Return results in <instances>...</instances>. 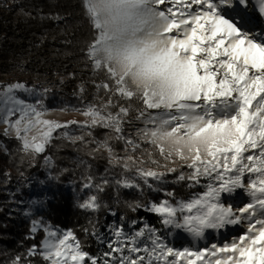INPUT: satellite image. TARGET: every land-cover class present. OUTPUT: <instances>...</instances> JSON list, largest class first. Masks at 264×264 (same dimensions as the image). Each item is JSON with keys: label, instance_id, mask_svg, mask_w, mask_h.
<instances>
[{"label": "snow or ice", "instance_id": "obj_1", "mask_svg": "<svg viewBox=\"0 0 264 264\" xmlns=\"http://www.w3.org/2000/svg\"><path fill=\"white\" fill-rule=\"evenodd\" d=\"M257 3L264 17V0ZM82 4L98 33L88 44L87 55L113 82L100 87L119 99L141 102L137 118L152 125L143 134L165 159L172 152L165 153L163 142L177 145L181 160L186 159L185 148L192 154L186 165L192 171L181 174L178 181H189L190 188L201 179L208 181L202 195L194 193L175 204L169 200L152 203L147 210L159 214L165 227L183 228L197 238H203L206 230L229 226H243L245 231L229 243L193 251L169 247L147 225L132 234L113 226L114 239L100 241L107 250L93 255L73 232L46 229L48 238L41 249L33 247L28 255H40L47 264H264V29L254 30L256 22L247 14L249 0H82ZM100 52L103 60L98 58ZM112 61L124 71H116ZM130 77L145 85L142 91L129 86ZM23 87L6 88V99L0 104L11 102L15 107H5L4 122L15 128L25 151L42 153L53 131L68 125L42 120L43 113L36 106L7 95ZM108 105L115 106L111 98ZM15 111L20 112V119L11 123L8 117ZM83 114L90 117L87 127L108 128L117 134L116 139H125L122 118L130 114L129 107L121 106L113 116L89 106ZM36 125L46 128L38 142L36 137H27ZM126 144L139 147L130 139ZM102 146L125 170L134 167L145 184L149 178L162 180L166 175L141 167L132 155L116 157L107 140ZM151 162L159 166L158 161ZM164 167L167 172L176 171ZM117 184L139 187L130 179ZM84 187H93L91 177ZM95 187L104 190L103 185ZM237 190L247 194L248 202L226 204L222 197ZM80 207L98 210V197L90 196ZM12 264H22L21 257Z\"/></svg>", "mask_w": 264, "mask_h": 264}, {"label": "trees", "instance_id": "obj_2", "mask_svg": "<svg viewBox=\"0 0 264 264\" xmlns=\"http://www.w3.org/2000/svg\"><path fill=\"white\" fill-rule=\"evenodd\" d=\"M97 34L85 14L82 0H0V89L10 83L36 88L42 92L38 101L41 110L72 113L84 112L91 106L89 100L79 96L83 85L87 90L96 88L103 102L111 98L115 105L110 106L112 109L129 107L127 116L136 118L137 110L143 107L138 99H119L100 87L113 82L104 69L93 71L94 64L87 55L88 44ZM38 74L54 77L57 86L43 90L34 80ZM116 135L100 126L73 125L56 130L42 153H31L25 151L21 139L0 134V146L4 148L0 150V264H12L17 256L22 264H47L40 255H28L33 247L41 249L45 230L33 232L32 220L24 218L18 210L30 181L43 180L60 187L39 217L47 224L71 230L83 249L93 255L99 254L93 232L101 228L110 210L127 219L142 220L151 201L176 202L189 197L192 188H188L186 180L169 184L164 192L149 191L146 195L133 188L121 189L118 180L135 181L139 176L134 167L125 170L106 148L101 150L105 140L116 157L132 155L141 167H156L166 172L169 179L177 181L190 169L178 165L175 172H167L164 157L156 147L139 143L133 149L126 139L118 140ZM149 153L159 166L151 162ZM88 177L93 184L91 188L84 187ZM104 180L108 183L103 184ZM68 184L74 185L73 191L63 187ZM95 185H103L104 190L98 191ZM168 192L174 196L168 197ZM92 195L98 197L100 208L93 211L80 207Z\"/></svg>", "mask_w": 264, "mask_h": 264}, {"label": "rangeland", "instance_id": "obj_3", "mask_svg": "<svg viewBox=\"0 0 264 264\" xmlns=\"http://www.w3.org/2000/svg\"><path fill=\"white\" fill-rule=\"evenodd\" d=\"M256 9L259 10V6L257 3V0H253L252 4L249 3L248 9H247V11H249L250 14L248 13L247 14L255 20L256 23H255L254 28H256L257 26L259 27L261 25V18L259 17V13H257ZM94 70H97L95 66L93 67V71ZM34 80L37 84L41 86V88H43V90H48V89L50 90L57 86L56 79L54 77H49L47 74L46 75L38 74L35 76ZM15 84L17 83H10L4 86V88L0 89V101H4L6 99V88L10 85H15ZM98 85L99 84H97V86ZM80 89H82L83 91L80 92L79 96H83L87 100H89L92 107L102 109L105 113L110 112L113 116H115L119 112L120 107L118 108L114 107V109H112L108 105V102H103L101 100L102 97L98 96V90L96 88H89L87 90V88H84L83 85H80ZM7 95H11L16 100L23 101L27 105L36 106L38 110L42 111L43 113L42 116L40 117V119L42 120H48L54 123L68 125L67 127H61V128H68L73 125L78 126V127H87L86 122L90 123V117L84 115L83 112L68 113V112H65L64 110H56V109L51 110V111L41 110V108L38 106V101L40 97L42 96V92L39 91V89L28 88L24 86L23 88H20V89H13V91ZM5 107L14 108L15 105H13L11 102H8L6 105L0 104V134L8 138L10 137L18 138L15 128H12L9 123L4 122V117L7 115L6 111H4ZM149 111H151L152 114H155L158 110H149ZM20 115L21 114L19 111H15L12 116L8 117V119L10 120L11 123H15L16 120L20 119ZM137 117L130 118L126 116L122 118L123 132H124L122 134L124 135L125 139L134 140L136 144L138 145L139 143H142V144L149 143L148 142L149 137H146L143 134L142 130L151 128L152 125L146 124L144 118L138 119ZM72 121H76L77 123L73 124L71 123ZM21 128H23V124L21 125ZM58 129L60 128H56L53 131L52 138H53L55 131ZM43 131H46L45 126L36 125L27 132V137L29 140H31L32 137H36L37 142H38ZM21 135H24V133L22 132ZM151 145L156 147L153 144ZM162 146L166 154L170 151L172 152L171 158H168V159L164 158L165 166H167V168H175L178 165L186 166L188 163L191 162L189 157L192 154L189 153L186 148L183 150V153L186 159L181 160L175 151V149L178 147L177 145H174L170 142H163ZM100 148L101 150H105L106 147L101 145ZM3 149H4L3 145H1L0 150H3ZM204 158L206 159L207 157L204 156ZM152 170L159 171L158 168L156 167H154V169ZM191 171L192 170L190 169V172ZM133 182L135 184H138L139 187H131V188L138 190V192L142 193L143 195H146L145 193L149 191L155 192L156 190H161L162 192H164L163 190L167 188L169 184L180 183L178 182V180L176 181L175 179H169L167 176H164L162 180H154L152 178H149L148 184L152 186L151 188H149L148 184H145L143 179H141L140 177H138ZM207 183H208L207 180L201 179L200 184L196 185L195 187H192V189L188 186V188L192 190V193L189 195L187 199L179 198L178 201H181V200L187 201L188 199L192 197L194 193H200L202 195L203 192L205 191V185ZM119 186L121 189L126 188V187H123L122 184H119ZM63 187L69 190H72V191L74 190L73 184H68ZM59 188L60 187L53 185V184H48L44 182L43 180L30 181L26 184V188H25L26 195H24L21 201L19 202L18 210L21 212L24 218L32 220V230H33L34 224L38 225L36 228V231H33V232L36 233L40 229H44L46 233V239L48 238L46 229L55 231L57 233H67L71 231V230L63 229L62 227H59V226L47 224V222L43 218L39 217L40 214L45 210L46 203L52 198L54 191ZM19 191L22 192L23 190L20 189ZM222 199L224 200L226 204L232 203V204L242 205V203L248 202L247 194L243 192V190H237V192L233 194L232 196H228L225 194L222 197ZM163 201L164 200H161L160 202H163ZM176 202H172V203L175 204ZM152 203H155V202L151 201L148 204V206H150ZM147 207L145 208V213H146L145 219H142V220L137 219V218L127 219L123 217L121 214L115 212L114 210H110L107 213V218L103 220L104 224H102L101 228L93 232V233H96V235L93 234V238L98 247L99 254L107 250L106 244L101 243L100 241L102 239L103 240L114 239L112 235L113 226H122L126 233L132 234L135 231H138L140 228H143L145 225H147L149 228H154L157 234L161 236L164 243L167 244L169 247H173L175 250H183L187 248L193 251L197 249H203L205 247H210L211 244L213 243L217 245H223L224 243H229L234 238L243 234V232L245 231L243 226H235V227L229 226V227H226L225 229L217 231L218 232L217 234L218 235L220 234V237L218 239L214 238L212 240H209L210 230H206L205 236L203 238H197L191 235L189 232H187L183 228H175L173 226L165 227L164 224L162 223L163 218L157 213L148 211ZM185 214H191V213H185ZM133 221H135V224L132 223ZM201 241H207V242L209 241V243L203 244ZM147 242L148 241L146 240L143 241V243H147Z\"/></svg>", "mask_w": 264, "mask_h": 264}, {"label": "clouds", "instance_id": "obj_4", "mask_svg": "<svg viewBox=\"0 0 264 264\" xmlns=\"http://www.w3.org/2000/svg\"><path fill=\"white\" fill-rule=\"evenodd\" d=\"M98 58L103 60L104 59V53L103 52L98 53ZM111 63H112L113 68L116 71H118V72H123L124 71V69L120 66V64L118 62L112 61ZM129 86L132 87L136 91H142L143 88L145 87V85L141 81L136 79L135 77H130L129 78ZM152 87H156V84L154 83L152 85Z\"/></svg>", "mask_w": 264, "mask_h": 264}, {"label": "bare ground", "instance_id": "obj_5", "mask_svg": "<svg viewBox=\"0 0 264 264\" xmlns=\"http://www.w3.org/2000/svg\"><path fill=\"white\" fill-rule=\"evenodd\" d=\"M262 30V29H261ZM260 31V30H259ZM207 234H208V232H207Z\"/></svg>", "mask_w": 264, "mask_h": 264}]
</instances>
